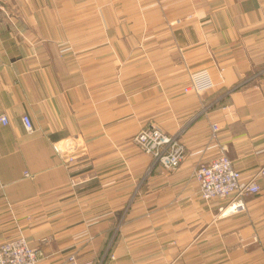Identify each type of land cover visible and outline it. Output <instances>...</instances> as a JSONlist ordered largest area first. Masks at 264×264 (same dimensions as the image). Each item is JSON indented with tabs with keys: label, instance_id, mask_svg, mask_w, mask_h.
<instances>
[{
	"label": "crops",
	"instance_id": "0c3cea01",
	"mask_svg": "<svg viewBox=\"0 0 264 264\" xmlns=\"http://www.w3.org/2000/svg\"><path fill=\"white\" fill-rule=\"evenodd\" d=\"M203 69L214 87L184 92ZM2 114L0 243L39 264H264V191L224 215L195 177L219 144L246 178L264 165V0H0ZM151 124L180 134L179 168L133 141ZM70 135L73 177L53 146Z\"/></svg>",
	"mask_w": 264,
	"mask_h": 264
},
{
	"label": "built area",
	"instance_id": "2783aa9c",
	"mask_svg": "<svg viewBox=\"0 0 264 264\" xmlns=\"http://www.w3.org/2000/svg\"><path fill=\"white\" fill-rule=\"evenodd\" d=\"M189 84L184 92H201L214 87L211 74L203 69L191 72ZM239 86H236L238 88ZM234 88V89H236ZM206 110V108H205ZM27 132L34 131V125L28 115L22 117ZM0 124L8 125L6 114L0 116ZM212 141L218 142L220 126L213 123ZM134 142L152 159L153 165L166 170H175L186 159V145L181 141L180 134H167L158 125L141 128L135 135ZM64 166L73 177L74 172L87 160L88 151L79 135H70L53 144ZM220 155L208 163H202L195 170V177L200 186L201 198L205 202L226 201L221 211L224 215H232L246 210V199L264 191V165L253 175L246 178L236 169L227 155V146L220 145ZM26 177L33 175L26 171ZM44 252L30 245L27 238L18 236L0 243V264H39ZM68 264H80L75 255H71ZM92 264V263H86Z\"/></svg>",
	"mask_w": 264,
	"mask_h": 264
},
{
	"label": "rangeland",
	"instance_id": "374dc122",
	"mask_svg": "<svg viewBox=\"0 0 264 264\" xmlns=\"http://www.w3.org/2000/svg\"><path fill=\"white\" fill-rule=\"evenodd\" d=\"M138 131H139V130H138ZM137 133H138V132H136V134H137ZM136 134H135V135H136ZM134 138H135V136H134ZM134 138H133V141H134ZM225 205H226V203L224 204V206H225ZM224 206H222V207L224 208ZM108 255H109V253H108ZM109 257H110V258H109ZM109 257H108L109 259H107L108 261H110V260H114V259H115V255H114V254H111ZM106 258H107V257H106ZM106 258H105V259H106ZM105 259H104L103 262H102V261L99 262V263L96 262L95 264H105V263L107 262V260L105 261Z\"/></svg>",
	"mask_w": 264,
	"mask_h": 264
}]
</instances>
